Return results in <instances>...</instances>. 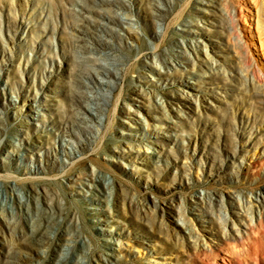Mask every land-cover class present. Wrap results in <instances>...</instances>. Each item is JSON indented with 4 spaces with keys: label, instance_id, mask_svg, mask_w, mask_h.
Masks as SVG:
<instances>
[{
    "label": "rangeland",
    "instance_id": "rangeland-1",
    "mask_svg": "<svg viewBox=\"0 0 264 264\" xmlns=\"http://www.w3.org/2000/svg\"><path fill=\"white\" fill-rule=\"evenodd\" d=\"M106 1L0 0V264H209L262 210L264 0Z\"/></svg>",
    "mask_w": 264,
    "mask_h": 264
},
{
    "label": "bare ground",
    "instance_id": "bare-ground-1",
    "mask_svg": "<svg viewBox=\"0 0 264 264\" xmlns=\"http://www.w3.org/2000/svg\"><path fill=\"white\" fill-rule=\"evenodd\" d=\"M105 3L108 5L107 10L111 11L113 7L119 6L121 2L119 0H109ZM239 10L242 12L241 19L246 23V15L243 13V9L241 8ZM106 18L107 20L105 23L108 25L117 21L113 16H107ZM124 18V16L120 17L121 20H124ZM181 64L183 63L181 62ZM86 74L89 80L92 81L105 78L109 79L111 77L108 68L105 65H99L94 69H90ZM100 82L105 84V81L101 80ZM108 83L113 85L110 80L106 81V84ZM80 98L83 102L89 104L87 111L84 112L83 122L88 121L90 117L88 115L93 114L95 120L102 123V114L99 113V111L96 112L95 107H92L93 105H91L92 103H97L100 98H98L97 95L88 93H83ZM88 112L90 114H88ZM148 152L151 154H158L157 150H150ZM258 165L264 167V148L259 149V157L257 159H253L249 162V166ZM258 200L261 201L263 205L262 210L258 211V213L252 217L253 222L245 225L243 231L239 230L237 234L231 232L228 233L226 231V233L219 238L221 244L219 248H216V246H210L209 244L208 246L201 245L200 251L209 254L207 258L209 264H264V198L258 197Z\"/></svg>",
    "mask_w": 264,
    "mask_h": 264
}]
</instances>
